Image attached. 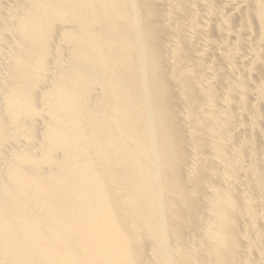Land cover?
I'll list each match as a JSON object with an SVG mask.
<instances>
[{
    "label": "bare ground",
    "instance_id": "bare-ground-1",
    "mask_svg": "<svg viewBox=\"0 0 264 264\" xmlns=\"http://www.w3.org/2000/svg\"><path fill=\"white\" fill-rule=\"evenodd\" d=\"M0 264H264V0H0Z\"/></svg>",
    "mask_w": 264,
    "mask_h": 264
}]
</instances>
